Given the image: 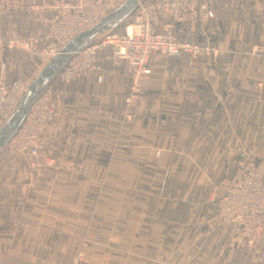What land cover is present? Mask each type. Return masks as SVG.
Returning a JSON list of instances; mask_svg holds the SVG:
<instances>
[{
    "label": "crops",
    "instance_id": "1",
    "mask_svg": "<svg viewBox=\"0 0 264 264\" xmlns=\"http://www.w3.org/2000/svg\"><path fill=\"white\" fill-rule=\"evenodd\" d=\"M45 1L0 0V38L46 35L50 15L37 8ZM202 1L213 19L169 32L214 25L221 8ZM229 6L231 96H199L216 82L168 79L170 65L154 63L157 56L131 124L121 115L130 70L114 71L108 51L87 77L62 83L42 80L50 59L22 53L17 65L8 58L14 51L0 49V75L4 65L8 80L50 90L55 110L44 153L0 150V264H264V239L233 241L208 201L229 153L264 156V64L243 53L244 45L264 47V0ZM184 85L191 89L177 94ZM223 104L231 119L220 117Z\"/></svg>",
    "mask_w": 264,
    "mask_h": 264
},
{
    "label": "built area",
    "instance_id": "2",
    "mask_svg": "<svg viewBox=\"0 0 264 264\" xmlns=\"http://www.w3.org/2000/svg\"><path fill=\"white\" fill-rule=\"evenodd\" d=\"M125 0H51L45 1L38 10L50 16L46 21L48 32L43 37L27 39L0 38V49L27 53L51 59L78 34L94 27L106 15L116 10ZM214 17L212 10L202 0H144L138 3L130 17L125 33L81 48L72 53L66 63L58 69L54 79L70 83L87 77L96 68L99 53L108 51L112 69L120 70L126 64L130 70L128 95L122 109V122L134 118L133 107L142 90L146 78L152 72V59L165 56L178 59L183 55L199 57L214 51L209 47L181 41L169 30L175 25L188 24L193 27ZM163 24V31L156 26ZM0 75V129L8 123L16 108L27 93V84L20 79L8 80ZM53 94L43 91L31 105L27 115L14 136L5 145L11 152H25L31 159L45 152L41 136L55 116L52 105ZM49 162V160H46ZM242 190L235 191L236 206L242 205L244 222H239L240 214L231 204V196L219 212L224 221L228 216L230 228L237 243L254 246L258 238H264V164L248 165L247 175L242 178ZM231 185V180H228ZM223 198V199H224ZM248 200V201H247ZM246 201V202H245ZM252 202L251 209L246 204ZM238 219V220H237ZM253 222V223H252ZM74 264H84L77 259Z\"/></svg>",
    "mask_w": 264,
    "mask_h": 264
},
{
    "label": "rangeland",
    "instance_id": "3",
    "mask_svg": "<svg viewBox=\"0 0 264 264\" xmlns=\"http://www.w3.org/2000/svg\"><path fill=\"white\" fill-rule=\"evenodd\" d=\"M148 1L149 0H147V2ZM209 2H212L220 6L221 8L219 9V12L221 14L217 18V21L215 22L214 25L205 23L201 27V31L196 30L192 33L190 31L186 32L184 29H175L172 34L181 41H185L193 44H199L203 47L207 46L214 52L207 55L203 54L196 58L191 57L189 55H184L178 59H170L165 56H159L158 57L159 60L154 63L158 62V64L171 66V67L170 66L166 67V71L164 73L165 76L168 77V79H177L179 81H187V80L195 81L196 79H202L205 83H207V85H209L207 80L215 81L218 87L217 90L204 86L203 88L198 89L197 91L199 93L198 95L206 96V95L216 94L221 96L220 98H224L226 96H231L230 94L231 69H228L226 67L228 64L231 65V6L225 8L226 3L227 2L230 3L231 0H209ZM132 15L133 12L127 11L126 14L121 19H118L116 21L115 25L108 32L94 37L86 44V46L105 40L107 37L116 38L123 35L130 22V17ZM240 30L241 28L239 26H236V33H239ZM232 42L239 44V40H234ZM243 53L247 56L260 58L262 63L264 64V47L258 45H244ZM19 54L22 53L8 52L9 55L8 58L10 61H14V62L16 60H19L20 58L22 59L25 58L23 57V55H19ZM26 59L30 60L29 57L28 58L26 57ZM16 63L17 65H19V61H16ZM22 81L25 82L24 80ZM145 82L144 85L142 86V90L145 87ZM190 89H191L190 87H186V85H184L183 88L177 87L176 93L180 94L181 91L182 93L185 94L187 90ZM206 101L207 100L204 101V105L205 103H207ZM222 107L224 108L222 109ZM229 115L231 119V104L221 105L220 117L221 118H223L224 116L229 117ZM134 119H136L135 113L132 121ZM132 121H129L128 124H131ZM232 157H231V153H229V155L227 156V161L223 163L222 168L217 169L218 177L216 178L215 182L209 184L208 187V191H209L208 201L209 203L212 204L211 209H213L214 211V221L217 222L219 225L228 227V229L230 230L229 234L231 239L236 242L233 236L234 235L233 231L229 226L230 222L228 220V216H223L227 219V221H224L221 217H219V212L221 213V208L225 204V198L231 196V204H234V210L236 211V213L240 214L241 219L239 220L237 219V220L241 223L244 222L242 219L245 217V214L242 213L243 212L241 209L242 205H237V206L235 205L237 198L235 191L242 190V182H243L242 178L243 177L245 178V176L247 175V166L248 165L259 166L264 164V156L260 157V159L245 154L241 155L240 157H236V156L234 157V155ZM228 180H231V185L230 183H228ZM251 205L252 202L251 201L248 202L246 204L247 206L246 210H250ZM260 239H264V238H258L255 242L259 241Z\"/></svg>",
    "mask_w": 264,
    "mask_h": 264
},
{
    "label": "water",
    "instance_id": "4",
    "mask_svg": "<svg viewBox=\"0 0 264 264\" xmlns=\"http://www.w3.org/2000/svg\"><path fill=\"white\" fill-rule=\"evenodd\" d=\"M142 1L144 0H125L120 7L106 15L97 25L75 36L68 44L65 45L59 55L50 59L41 74L42 80H51L58 69L66 63L68 57L72 53H75L85 47L86 44L94 37L108 32L115 25L118 19H121L127 11L133 12L138 3ZM41 92L42 91L38 83L27 85V93L23 97L20 105L16 108L8 123L0 129V150L14 136L23 119L27 115L31 105Z\"/></svg>",
    "mask_w": 264,
    "mask_h": 264
}]
</instances>
